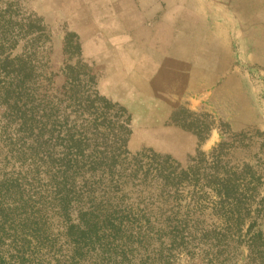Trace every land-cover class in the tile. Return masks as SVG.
<instances>
[{"label": "rangeland", "instance_id": "obj_1", "mask_svg": "<svg viewBox=\"0 0 264 264\" xmlns=\"http://www.w3.org/2000/svg\"><path fill=\"white\" fill-rule=\"evenodd\" d=\"M16 83L38 89L22 101L45 111L52 141L3 105ZM0 87V182L23 184L6 199L33 214L0 209V264H264L249 220L225 227L213 190L170 191L213 171L264 203V0H0ZM89 115L100 131L85 145L127 156L117 183L106 163L79 179L65 211L41 152Z\"/></svg>", "mask_w": 264, "mask_h": 264}, {"label": "trees", "instance_id": "obj_2", "mask_svg": "<svg viewBox=\"0 0 264 264\" xmlns=\"http://www.w3.org/2000/svg\"><path fill=\"white\" fill-rule=\"evenodd\" d=\"M23 83H16L14 86H8L7 89H12L15 91V97L12 99L13 101L7 105L9 110L16 109L17 111L21 112L22 114V123L21 125H26L28 122L34 124L38 123L40 128L32 129L36 131V139H39L42 141L45 139V142L52 141L53 134L55 131V128L52 123H50L49 119H47V115H45V111L41 109V115H38L37 113H34V110L28 107L30 103H26L24 101V95L28 96L30 93H36L38 89H34L32 86L28 85H22ZM14 87V88H13ZM7 92L5 87H0ZM43 97L46 98L47 91L45 89V86L42 87ZM65 86L62 87L61 95L62 97L71 98V95L68 97L65 96L66 92L64 91ZM20 97V99H18ZM24 100V101H22ZM45 105L48 101H42ZM46 102V103H45ZM95 119L89 115L84 121H82L79 128L72 132L73 126L71 128L62 133V137L59 135H56L57 140H61L62 146L60 150H54V149H44V151L41 152V157L43 159H50L54 162L58 163L57 167H55V174L54 176H57L56 178L59 179L60 184H62V189L65 190L63 193L61 190L58 189V194L60 197L64 199L62 204V210L68 211L69 206L71 205L74 192L76 190V185L78 184V180L82 179L86 176L93 177V178H102L104 172L98 174H93L91 170L98 164H104L106 163L108 168H110L113 171H109L106 174V177L111 180L112 182L117 183L121 175L119 173V161L122 153L123 155L127 156L126 151H113L108 150L107 148H103L102 146H99L97 144H94L93 147H87L85 144L88 141L89 142H96L95 137L99 134L100 130H97L94 128V124L89 125L92 123ZM76 121L73 119V123ZM127 121L123 120L121 121V126L126 127ZM83 125L84 127H87L86 131H83ZM50 128L51 130L48 132L47 129ZM32 131L30 132V135H32ZM47 132V133H44ZM101 135V134H100ZM35 138V137H34ZM38 141V140H36ZM65 144V145H63ZM37 149V148H36ZM35 149V150H36ZM215 153V150L213 151ZM57 159V160H54ZM46 172H44L46 175L51 173V169L49 168V164L47 165ZM90 171V173H88ZM132 172L134 176H139L140 178H145L147 172L142 171V169L138 168L133 170L132 167L125 170V168L122 169V174L124 172ZM88 173V174H87ZM131 173V174H132ZM184 172L181 171V174ZM212 175L209 176L210 181L206 182V185H201L199 183V180H190L186 181L188 183H185L183 185H177V187H171L170 191L178 192L183 189H188V191H191L192 194L198 192H202L203 190H213L217 197L218 202H216V206L214 207H220V211H222V215L219 216L221 218L222 222H224V226H228L233 220L234 224L238 229V232L240 234L243 224H246V220H249L250 225L248 226L246 230V234L244 235L248 239V245H246V248L248 250V253L253 254L259 252L260 249L264 250V237H263V231L261 230V224L258 225L259 220V213L264 209V203L263 201H258L257 203H254V201H248L245 200L243 197L242 192V185L240 182L236 181L235 179H232L231 177L216 175L213 171L211 172ZM87 174V175H86ZM48 177L50 182H54V176ZM48 176V175H47ZM198 176L196 174L192 175V177ZM59 182L56 184L59 185ZM212 184V185H211ZM181 186V187H180ZM201 187L197 190V187ZM15 187V188H14ZM164 187V186H163ZM24 185L21 183L14 184L13 186L8 185L6 181L0 182V209L6 210L8 208L14 209L15 211H21V222H25L30 218V216H33L32 213L27 214L25 211H27L28 205L25 204L27 202H23V197L20 199V204L15 203V201L11 202L8 201L6 198H8V195H10L12 191L16 190L15 192L18 195H23L22 192H24ZM54 189L57 188L56 185L53 187ZM21 189H23L21 191ZM10 193V194H9ZM8 194V195H7ZM251 203V204H250ZM199 204L198 199H195L194 197H191L190 202L188 203V207L195 206ZM256 206L254 217H251V209L252 207ZM30 215V216H29ZM250 216V217H249ZM189 218V217H186ZM2 220V219H1ZM195 221V220H194ZM193 222V220H192ZM4 223V222H3ZM5 229L11 230V227L9 225H0V230L4 231ZM249 257V256H248Z\"/></svg>", "mask_w": 264, "mask_h": 264}]
</instances>
